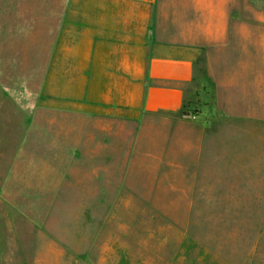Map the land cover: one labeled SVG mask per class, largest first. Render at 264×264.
<instances>
[{"label": "crops", "instance_id": "0c3cea01", "mask_svg": "<svg viewBox=\"0 0 264 264\" xmlns=\"http://www.w3.org/2000/svg\"><path fill=\"white\" fill-rule=\"evenodd\" d=\"M28 6L45 9L3 22L28 40L26 69L44 72L29 118L79 117V126L37 122L22 146H0V199L79 198V168L130 165L117 146H206L211 134L259 138L264 130V0ZM186 108L198 110L185 115ZM111 174L96 171L92 181H115ZM74 220L46 223L51 237L44 234L43 245L34 233L28 263L43 253L44 263L105 264L92 244L79 250L84 240ZM36 246L43 247L38 256Z\"/></svg>", "mask_w": 264, "mask_h": 264}, {"label": "rangeland", "instance_id": "374dc122", "mask_svg": "<svg viewBox=\"0 0 264 264\" xmlns=\"http://www.w3.org/2000/svg\"><path fill=\"white\" fill-rule=\"evenodd\" d=\"M44 9L0 0V146H22L37 122L79 126V117L29 118L44 72L26 69L28 40L3 21ZM232 132L211 134L206 146H117L130 165L79 168V198H1L0 264H29V238L43 245L44 225L63 218L79 222V250L92 244L105 264H264V130L243 139ZM109 170L115 181H92ZM42 255L35 264H50Z\"/></svg>", "mask_w": 264, "mask_h": 264}]
</instances>
